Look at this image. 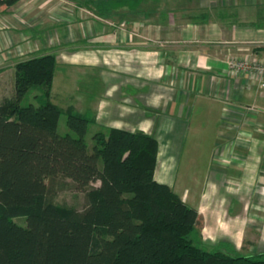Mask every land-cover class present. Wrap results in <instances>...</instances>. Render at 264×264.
<instances>
[{
  "label": "crops",
  "instance_id": "crops-1",
  "mask_svg": "<svg viewBox=\"0 0 264 264\" xmlns=\"http://www.w3.org/2000/svg\"><path fill=\"white\" fill-rule=\"evenodd\" d=\"M23 2L0 7V76L11 85L18 61L52 52L54 104L89 115L97 131L152 134L154 178L197 210L202 239L263 253L264 78L226 69L231 58L264 59V0H141L107 17L56 10L58 0ZM15 44L21 56L8 49ZM190 126L215 132L206 177L189 187L178 171ZM246 241L254 253L242 252Z\"/></svg>",
  "mask_w": 264,
  "mask_h": 264
},
{
  "label": "trees",
  "instance_id": "trees-1",
  "mask_svg": "<svg viewBox=\"0 0 264 264\" xmlns=\"http://www.w3.org/2000/svg\"><path fill=\"white\" fill-rule=\"evenodd\" d=\"M140 2L76 3L107 17ZM55 66L52 52L18 61L13 95L0 99V264H264V252L244 255L225 240L203 247L197 210L154 178L152 134L95 131L88 150L92 118L51 101ZM30 89L35 103L21 104ZM62 113L72 133L58 132ZM63 179L84 193L82 209L55 203Z\"/></svg>",
  "mask_w": 264,
  "mask_h": 264
},
{
  "label": "rangeland",
  "instance_id": "rangeland-1",
  "mask_svg": "<svg viewBox=\"0 0 264 264\" xmlns=\"http://www.w3.org/2000/svg\"><path fill=\"white\" fill-rule=\"evenodd\" d=\"M36 0H24L23 4H31V2H35ZM39 0H37L38 2ZM44 2H48L50 0H43ZM52 1V0H51ZM83 2L84 0H73V1H68L66 0V2L64 0H58L59 5H63L62 7H59V5L56 7V10L61 9L64 10L66 12H70L73 13L74 10L77 9L78 5L76 2ZM92 2H94V0H91ZM98 1V0H96ZM57 4V3H56ZM96 4L92 3V7H95ZM87 8V7H86ZM50 10V9H49ZM90 11V10H89ZM92 12V11H90ZM95 10L93 9L94 13ZM17 15H13V17H11L12 20H17ZM12 20H5L6 22L9 21V24L11 25V27H13L14 25H16ZM12 21V22H11ZM6 27V26H5ZM30 30V29H29ZM29 35L27 36L28 39H30L32 42L34 41L33 35L30 33V31H28ZM50 33L49 31H47L45 33V36H48L50 38ZM48 34V35H47ZM26 37V35H25ZM27 39V41H28ZM13 53H15L18 56H21V49L18 47L17 44L15 45H9L8 49H10ZM35 49V48H34ZM242 73V72H241ZM2 73H0L1 75ZM8 75H6L5 73H3L2 76H0V99L3 98L4 96H11L13 95V81L10 85V77H7ZM36 93V89H30L27 94L23 97L21 104H28L30 102L35 103V99L33 97V94ZM66 115L65 113H62L59 117V121H58V125H57V130L59 133L64 134V133H72L67 125H66ZM196 125V124H195ZM202 125V124H201ZM200 129V127H199ZM222 127L218 128L219 133H223ZM198 130V129H197ZM97 131L94 128V125L92 123H89L88 128H87V134L85 136L86 138V142H87V147L88 150H91L92 147V135L93 133ZM205 131H196L193 126H190V129L187 131L188 135H187V140L186 143L187 145L185 146V150L190 149V151L188 152V154L183 153L182 158L183 161L180 163L179 165V174L181 175V177H179V183H182V185H188L190 187L195 185L194 181H200L201 179L206 177V173L207 171V166H208V162L206 161L207 159V148L212 146V142H213V134L215 131H212L209 133V131H206V135L204 140V146L200 147L201 145H199L198 143H196V141L198 140V136L199 135H203ZM205 152H204V150ZM212 149V148H211ZM199 151V153L197 152V154H195V151ZM214 153V151H213ZM212 153V154H213ZM191 157H190V156ZM189 157L190 161H184V159H186V157ZM204 158V160H203ZM166 180H169L168 178ZM62 184L60 185L61 188L58 190L56 196H55V203L60 205V206H66V207H72V208H76V209H82L84 207L85 201H84V193L80 190H77L75 188L74 183L69 180V179H63V182H61ZM98 182H93V185H97ZM14 221L19 223V224H23V218H14ZM203 220L200 218V226H199V230H200V235L201 238H203L202 234H201V226H202ZM207 237V236H205ZM204 239V238H203ZM202 239V240H203ZM222 241V240H221ZM203 242L205 243V248L210 249L211 245H214L218 242H213L211 240H208L206 238V241L203 240ZM232 244V243H231ZM233 245V244H232ZM255 243L250 242L248 243L246 241V243H243V253H254L255 250ZM234 247V245H233ZM235 248V247H234ZM237 252V251H236Z\"/></svg>",
  "mask_w": 264,
  "mask_h": 264
},
{
  "label": "built area",
  "instance_id": "built-area-1",
  "mask_svg": "<svg viewBox=\"0 0 264 264\" xmlns=\"http://www.w3.org/2000/svg\"><path fill=\"white\" fill-rule=\"evenodd\" d=\"M52 40V38H50ZM226 72L230 75H236L244 72L250 76L264 78V59L252 60L250 58L228 60Z\"/></svg>",
  "mask_w": 264,
  "mask_h": 264
}]
</instances>
